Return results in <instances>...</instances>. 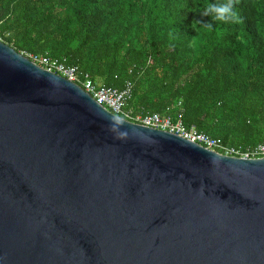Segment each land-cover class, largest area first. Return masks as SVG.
<instances>
[{
    "label": "water",
    "instance_id": "1",
    "mask_svg": "<svg viewBox=\"0 0 264 264\" xmlns=\"http://www.w3.org/2000/svg\"><path fill=\"white\" fill-rule=\"evenodd\" d=\"M0 264H264V159L127 122L0 41Z\"/></svg>",
    "mask_w": 264,
    "mask_h": 264
},
{
    "label": "trees",
    "instance_id": "2",
    "mask_svg": "<svg viewBox=\"0 0 264 264\" xmlns=\"http://www.w3.org/2000/svg\"><path fill=\"white\" fill-rule=\"evenodd\" d=\"M216 2L0 0V33L15 51L64 58L99 86L129 83L133 115L255 146L264 139V0H231L235 21L194 27Z\"/></svg>",
    "mask_w": 264,
    "mask_h": 264
},
{
    "label": "built area",
    "instance_id": "3",
    "mask_svg": "<svg viewBox=\"0 0 264 264\" xmlns=\"http://www.w3.org/2000/svg\"><path fill=\"white\" fill-rule=\"evenodd\" d=\"M0 41L3 42L1 33ZM20 54L29 59L34 65L76 84L97 104L127 122L176 135L206 150L226 157L241 160L264 159V139L255 146L232 147L225 145L220 139L199 132L195 125L186 126L181 120H174L170 116L159 113L133 115L126 111V106L132 96V88L129 83H126L122 90L99 86L90 79L88 73L80 71L77 67L69 66L64 58L26 52H20Z\"/></svg>",
    "mask_w": 264,
    "mask_h": 264
},
{
    "label": "clouds",
    "instance_id": "4",
    "mask_svg": "<svg viewBox=\"0 0 264 264\" xmlns=\"http://www.w3.org/2000/svg\"><path fill=\"white\" fill-rule=\"evenodd\" d=\"M203 16H207V21L194 20L193 26H202L203 29L211 30L214 24L226 23L230 20L235 21L238 18V14L233 10L231 0H225V2H216L206 4L201 13Z\"/></svg>",
    "mask_w": 264,
    "mask_h": 264
}]
</instances>
